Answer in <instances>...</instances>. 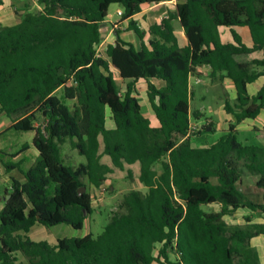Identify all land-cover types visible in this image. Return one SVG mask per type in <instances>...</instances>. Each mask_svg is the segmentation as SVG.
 <instances>
[{
  "label": "trees",
  "instance_id": "trees-1",
  "mask_svg": "<svg viewBox=\"0 0 264 264\" xmlns=\"http://www.w3.org/2000/svg\"><path fill=\"white\" fill-rule=\"evenodd\" d=\"M28 1L41 9L26 10L18 24L0 23V113L14 121L11 129L35 132L39 156L25 169L24 160L8 161L15 155L0 148L7 172L23 176L12 177L0 210V264H19V255L27 264H261L253 240L264 235V224L232 228L224 218L245 209L264 214V143L238 139L239 126L264 111V84L254 96L248 90L264 77V0H177L149 27L148 42L134 17L145 6L172 0ZM113 4L141 44L117 30L115 42L98 56ZM175 21L188 40L185 47ZM221 27L231 29L232 43L223 42ZM235 27L249 28L251 47ZM202 67L210 68L213 80H231L236 98L233 104L226 100L234 119L224 134L199 147L192 136L203 131L191 129L193 118L203 114L192 112L190 83L204 76ZM117 78L127 81L123 92ZM140 81L147 84L158 127L142 112ZM37 111L44 125H36ZM66 143L86 162L68 165ZM245 170L257 177L262 203L241 190ZM117 171L147 192L125 194L100 235L54 245L28 236L37 225L82 229L93 213L88 185L102 189ZM213 205L220 210L205 209Z\"/></svg>",
  "mask_w": 264,
  "mask_h": 264
},
{
  "label": "rangeland",
  "instance_id": "rangeland-1",
  "mask_svg": "<svg viewBox=\"0 0 264 264\" xmlns=\"http://www.w3.org/2000/svg\"><path fill=\"white\" fill-rule=\"evenodd\" d=\"M27 6L28 7L26 8L23 7L25 11L29 9L35 12L40 9L38 5L34 4L31 1L27 4ZM146 8L148 9V7ZM120 10L122 11L121 7L117 4H113L110 6L108 19L113 23H107L106 26L103 27V35L105 41L101 45L102 53L105 51L109 41L110 43H112L116 40L117 37L115 34L117 30L121 31L120 35L122 38L134 43L135 45L140 46V42H138L139 38L137 37V35L133 31L126 30L127 24L125 25V27L119 24L121 21ZM159 11L150 10L148 12L149 14H146V16L150 15L151 17L156 18L158 16L159 18L160 15H157ZM9 12H12V9H10ZM153 14H156L157 16H153ZM146 16L140 18L138 22L141 26V29L146 32L145 41L148 42L151 39V35H149L148 29L150 27V23L152 24L155 19L153 20L151 18V22L148 23V18ZM14 22L15 21H8L4 23V25L12 26L15 24ZM107 27H109V29ZM174 27L175 33L177 31L176 35L178 37V40L182 44L186 40V37L179 27V22L175 21ZM111 30H113L112 35L109 40H106V34H109ZM205 75L201 76L200 83L195 82L196 77L191 78V82L194 88V97L191 101V109L192 112L198 110L203 114L198 120L193 118V122L194 125H197L200 128H205V126H209L210 123H213L214 126H209L206 130L199 129L203 131L202 134H196L195 136H192V140L194 143L193 145L197 146H207L214 143L223 135L222 130L226 128L227 123L234 119L233 115H230L225 111L226 100L228 99L232 104L235 100V88L233 86V83H227L224 82V80L221 81L220 79L213 80L209 75ZM117 81L121 88V91L123 92L126 87V82L121 80L120 78H117ZM154 83H157V80H154ZM259 85L260 81H257L252 86V89L258 87ZM138 91V99L142 106L143 114L151 118L153 126L158 127L159 121L156 119L151 108L147 96V86L145 85V83H141L138 86ZM36 116V125H44L46 120L42 113L37 111ZM13 119H16V116H14ZM11 120L12 119L7 115L0 113V123H10ZM252 127L254 128L253 130ZM238 129V139L242 143L247 145H260L264 143V125L257 123V121L254 122L253 120H248L246 123L241 124ZM34 137L35 132L11 130V132L5 134L2 140H0V144L3 148H5L4 150H6L7 153L9 152V150H14V152H16L15 150L18 148V146H20V149H22V146H24L23 149L26 148L24 152L20 153L21 155L19 154L20 156L17 155L19 156L18 158H7V160L12 161L13 163H18L24 160L23 168L27 169L32 160H36L39 156L38 151L33 146ZM62 150L64 159L68 165L78 166L79 164L86 162V158L80 156L76 150L72 149L69 143L63 145ZM106 160L109 162L107 158ZM133 171L135 173V176H137L138 167L134 166ZM11 176L23 180V176L18 172V170L13 171L11 174L5 176L4 178L7 181L0 183V203L4 204L6 202L5 194L6 190L11 189ZM256 181L257 177L245 170L243 173V180L240 184V188L249 199L254 202L262 203L263 191L257 187ZM88 189L94 197L93 213L87 217L82 229L77 230L67 224H61L54 227L37 225L31 230L30 233H28V236L34 241H47L52 245L56 244L58 239L73 237L83 238L88 235L97 237L103 232L105 226L109 223L111 216L118 210L125 194L133 189L140 190L143 193L147 192V189L142 187L136 178L131 180L127 178V173L122 171H117L114 174H111L104 188L95 190L88 185ZM205 209L208 211H217L219 210V206H207L205 207ZM245 216L250 217L252 222L248 223L245 220ZM224 219L227 225L232 228L247 227L250 226V224H264V214L253 213L250 210H241L233 216H226ZM20 256L22 257V255ZM19 264H27V262L24 258H21Z\"/></svg>",
  "mask_w": 264,
  "mask_h": 264
},
{
  "label": "crops",
  "instance_id": "crops-1",
  "mask_svg": "<svg viewBox=\"0 0 264 264\" xmlns=\"http://www.w3.org/2000/svg\"><path fill=\"white\" fill-rule=\"evenodd\" d=\"M3 1V4L2 5H0V23L2 24V25H4V23H6V22H8V21H15L14 23L15 24H18V23H20L21 22V19H22V16H23V14L25 13V9L23 8V7H27V4L30 2V1H28V0H2ZM34 3V2H33ZM177 3V0H172V1H170V2H164V3H161V4H159V5H153V6H145L144 7V9H143V11L140 13V14H137L135 17H134V20L138 23V25H139V22H138V20L140 19V18H143L144 16H146V14H149L148 12L150 11V10H157V11H159L158 13H157V15H160V17L158 18V16L156 15V14H153V16H157V18L156 17H151L150 15H147L146 17L148 18V23H150L151 21V18L154 20L155 19V21L151 24L150 23V26L151 25H153V24H155V23H159L164 17H166L167 16V11H168V7H173V5H175ZM34 4H36V3H34ZM37 5V4H36ZM146 7H148V9L146 8ZM40 9H41V7H39ZM10 9H12V12H9L10 11ZM7 10H9V11H7ZM120 12H122L121 10H120ZM106 22L107 23H113L111 20H109L108 18H107V20H106ZM128 22H129V20H125V21H120V25H123L124 27H125V25L127 24L128 25ZM178 22V21H177ZM14 24V25H15ZM5 26V25H4ZM140 26V25H139ZM141 27V26H140ZM179 27H180V29L183 31V29H182V27H181V25H180V23H179ZM108 29H109V27H107ZM237 32H239L240 34H241V36H242V38H243V42L246 44V45H248V46H252L253 45V41H252V37H251V33H250V30H249V28L248 27H235L234 28ZM220 31H221V36H222V40H223V42L224 43H232L233 42V37H232V33H231V29L230 28H226V27H221L220 28ZM112 32H113V30H111L110 31V33L109 34H106V36H107V38H106V40H109L110 39V37H111V35H112ZM176 33H177V31H176ZM183 33H184V31H183ZM116 35V34H115ZM114 37V36H113ZM186 37V36H185ZM124 39V38H123ZM128 41V40H127ZM115 42V41H114ZM114 42H112V43H114ZM130 42V41H129ZM138 42H140V44H141V41L139 40ZM132 43V42H131ZM108 44H110V41H109V43ZM134 44V43H133ZM179 44H180V46L181 47H185L187 44H188V40H187V38H186V40L181 44V42H179ZM136 46H138V45H136ZM139 47V46H138ZM258 56H261V53H258V54H255V55H253L252 57H250V59H252V58H254V57H258ZM198 71L200 72V73H202L203 75H208L209 73H210V68H208V67H202V68H199L198 69ZM196 78H201V77H196ZM257 81H260V85L258 86V87H256V88H254V89H252V86L257 82ZM256 82H254V83H252V84H250L249 86H248V90H249V93H250V95H252V96H254V95H256L257 93H258V91L261 89V87L263 86V84H264V77H262V78H260L259 80H257ZM125 82H127V81H125ZM224 82H231L232 83V81L231 80H229V79H225L224 80ZM141 83H145L144 81H140L138 84H137V89H138V86L141 84ZM157 85H159V86H163L164 85V83L162 82V81H157V83H156ZM145 85L147 86V84L145 83ZM234 86V85H233ZM235 88V87H234ZM233 90V89H232ZM234 98H236V89H235V97ZM147 117V116H146ZM147 118H149L150 120H151V118L150 117H147ZM248 120H251V119H248ZM248 120H246L245 122H243L242 124H244V123H246ZM254 122L255 121H257V123H260L261 125H264V111L261 113V115L257 118V119H254L253 120ZM230 122V121H229ZM228 122V123H229ZM151 123H152V121H151ZM228 123H227V126H228ZM13 124H14V121L13 120H11V122L10 123H8V122H3V123H0V140H2V138L5 136V134H7L8 132H11V130H13V129H11V127L13 126ZM160 125V124H159ZM255 125V124H254ZM152 126H153V123H152ZM227 126H226V128H224L222 131H223V134H224V132L226 131V129H227ZM256 126V125H255ZM255 126H254V128H255ZM154 127H156V126H154ZM253 127H252V130L254 129ZM4 129H6V130H4ZM2 143V142H1ZM3 144H4V142H3ZM194 144V143H193ZM194 146H197V145H194ZM17 147V146H16ZM16 147H15V149H16ZM20 146H18V148L15 150L16 152H14V150L13 151H10L9 150V152L7 153V151L6 150H4L5 148H3L2 146H1V144H0V148L1 149H3L8 155H15V157H19L21 154L20 153H22V152H24V150H23V147L24 146H22V149H20L19 148ZM199 147H203V146H199ZM20 154V155H19ZM17 155H19V156H17ZM14 157V158H15ZM36 160H32V162L29 164V166H28V168H30L33 164H34V162H35ZM27 168V169H28ZM14 171H16V170H14ZM13 172V171H12ZM12 172H7V170H6V168L4 167V165L2 164V162H0V183H3V182H5V181H7V180H5V176H7V175H9V174H11ZM13 176H11V178H12ZM96 190V189H95ZM7 191V190H6ZM9 191V190H8ZM0 195H1V192H0ZM5 201H6V194H5ZM5 204H6V202L3 204V203H0V210H2L4 207H5ZM213 206H218V205H213ZM219 210H220V207H219ZM219 210H217V211H219ZM245 210H247V209H245ZM241 211V210H240ZM239 212V211H238ZM253 245H254V247H256V249H257V251H258V254H259V257H260V262H261V264H264V235H261V236H259V237H257V238H255L254 240H253ZM19 257H20V259L21 258H23V257H21L20 255H19ZM20 263V262H19Z\"/></svg>",
  "mask_w": 264,
  "mask_h": 264
},
{
  "label": "built area",
  "instance_id": "built-area-1",
  "mask_svg": "<svg viewBox=\"0 0 264 264\" xmlns=\"http://www.w3.org/2000/svg\"><path fill=\"white\" fill-rule=\"evenodd\" d=\"M120 14H122V12H120ZM103 53H102V49H101V46L99 47L98 49V56H101ZM196 83H200L201 82V79L200 78H196L195 80ZM190 86L191 88H193V85H192V82L190 83ZM199 129H201L200 127H198L197 125H194V123L192 124V129H191V133H194L196 131H199Z\"/></svg>",
  "mask_w": 264,
  "mask_h": 264
},
{
  "label": "water",
  "instance_id": "water-1",
  "mask_svg": "<svg viewBox=\"0 0 264 264\" xmlns=\"http://www.w3.org/2000/svg\"><path fill=\"white\" fill-rule=\"evenodd\" d=\"M103 30V29H102ZM103 37H104V35H103ZM86 191V187H82L81 189H80V195H83L84 194V192ZM10 195L7 197V199H10Z\"/></svg>",
  "mask_w": 264,
  "mask_h": 264
}]
</instances>
